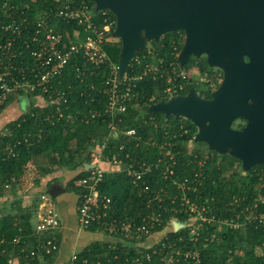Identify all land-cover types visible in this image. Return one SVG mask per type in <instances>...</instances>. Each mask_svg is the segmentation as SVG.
<instances>
[{"label": "trees", "instance_id": "trees-1", "mask_svg": "<svg viewBox=\"0 0 264 264\" xmlns=\"http://www.w3.org/2000/svg\"><path fill=\"white\" fill-rule=\"evenodd\" d=\"M82 2L94 9L91 0H71L73 5ZM57 6L56 0H0V25L12 21L18 23L19 19L26 17L31 27L42 14L50 10L53 13ZM108 14L115 19L111 12ZM93 17L94 23L101 24V13H93ZM48 23L61 33L77 28L74 23L58 18H50ZM2 35L0 28V40ZM30 35L31 30L23 31L16 37L14 45L26 53L23 40L29 39ZM183 38L181 30L167 32L158 41H149V47L137 51L129 61L123 83L131 86L132 95L126 111L113 119L121 134L110 139L103 150L108 158L115 156L138 166L143 161L155 162L164 151L161 144L171 140L173 146L170 150L175 159L169 165L172 174L164 176L162 165L153 166L135 185L125 172L107 171L98 185L99 196L110 198L108 221L133 220L139 225L143 219L150 221L155 215L148 231L151 237H159L157 240L149 239V243L144 236L129 241L114 232L112 234L119 237L118 242L94 241L78 252L71 264H136L137 258H142L143 264H164L162 258L172 248L181 251L175 255L176 260L172 264H194L193 257L185 258L183 255L193 251L198 253L199 264H264V220L244 224L246 216L264 212V163L254 165L245 176H239L233 168L236 163L241 167V162L228 154L208 150L205 157L200 150L188 151L187 143L193 141L197 131L189 119L165 118L161 112H147L149 105L167 100L163 90L168 86L166 71L170 73L172 69L168 63L177 61L176 54L181 50ZM120 48V41L103 45L109 61L114 64H118ZM189 62L203 81L185 80L184 89L175 96L186 95L190 88H194L200 97L211 98V92L222 78V71L209 68L204 56H191ZM75 63L79 70L72 65ZM146 64L155 69L149 70ZM108 72L106 65L92 68L78 57L71 60L63 72L58 85L60 93L58 97L53 95L56 102L51 103L48 94L41 95L45 104L37 100L39 92L11 95L0 110L19 96L26 95L31 102L27 110L5 124L4 135L0 133V198H13L9 212L0 210V264H9L14 255L22 260V264H40V258L51 260L54 257L55 253L47 255L41 251L39 255H30V251L40 245L39 242L43 243L45 236L41 235L42 240L34 234V213L21 208L18 190L27 180L28 170H34L32 183L38 185L56 168L65 167L72 171L79 168L66 183L67 191L77 194L79 201L82 190L75 185L76 181L87 175L85 164L90 161L92 148L109 132L107 123L110 119L105 112L107 96L102 91ZM90 110L101 114L86 122L83 116ZM129 129H134L135 135L122 133ZM174 134L176 136L171 137ZM7 147H11V153L5 151ZM228 170H231L229 174ZM199 173L201 177L195 181V175ZM185 179L190 187H195V190H188L186 196L198 207L204 206L208 217L229 219L242 225L226 226L224 232L218 233L217 228L221 224L206 223L201 227L197 240L190 241L189 226L194 222L186 213L179 212L181 191L172 184L173 180ZM57 181L53 178L48 184ZM144 187H147L145 191L142 190ZM174 221L181 224L176 231L172 227ZM89 228L104 231L95 223ZM16 238L18 241L14 242ZM146 253H150V260L144 258Z\"/></svg>", "mask_w": 264, "mask_h": 264}, {"label": "built area", "instance_id": "built-area-1", "mask_svg": "<svg viewBox=\"0 0 264 264\" xmlns=\"http://www.w3.org/2000/svg\"><path fill=\"white\" fill-rule=\"evenodd\" d=\"M56 2L58 3L57 9L53 13L50 10V12L42 14L40 19L33 23L31 27L26 17L19 19L18 23L12 21L8 24L0 25L1 30H3V39L0 40V110L11 95L18 96L20 94L39 92L40 98H37V100H41L45 104V100L41 95L48 94L51 103L56 102L57 98L54 99L53 95L55 94L58 97L60 93L58 85L63 77V72L73 59L81 57L83 62L92 68L106 65L109 72L103 83L104 87L102 91L107 96L105 112L110 119L107 123L109 132L102 138L100 143L92 148L90 161L85 164H93L94 166L92 168L88 166L87 175L79 178L75 184L82 190L77 206L79 226L82 229H87L95 223L101 225L108 233L116 232L129 241L140 239L143 236L149 239L151 234H149L148 230L152 227V223H154L155 215L151 216L150 221L143 219V223L139 225L133 220L118 222L116 219H113L111 222L108 221L106 217L108 216L107 210L110 208V198L99 196L98 185L103 174L107 171L125 172L135 185H138L142 177L150 172L153 166L157 168L162 165V168L164 167V176L172 174L169 165L175 162L174 154L170 150L173 142L165 140L161 144V149L164 148V151L160 153L155 162L148 163L143 161L138 166H135L131 161L125 163L115 156L108 158L103 154L107 142L110 139L118 138L119 134H121L116 129L113 119L117 114L126 111L127 103L132 95L131 86L124 85L123 83L126 76L124 75L120 79L118 64L109 61V57L103 49L105 43L120 41L118 37L113 35L115 19L113 20L108 14L110 11L95 12L94 9L92 10V8L83 2L79 5H73L71 0H56ZM93 13L102 14L101 24L93 22ZM50 18H58L67 23H74L77 28L72 29V31H64L63 33L58 32L48 23V19ZM30 30L31 35L29 39L23 40L25 53L24 49L18 48L14 44L17 36L21 35L23 31L29 32ZM82 32L84 35H82ZM76 33L77 38H75ZM148 47L149 44H147L146 48ZM179 52L176 54L177 61H169L168 63V67L172 69L170 73L166 71L168 86L163 90L167 99L175 97L178 92L184 89L185 80L189 79L195 83L203 81V77L198 75V71L192 70L187 72L178 65ZM72 65H74L76 70L80 69L77 63ZM146 67L149 70L155 69V67H151L149 64H146ZM100 114L99 111L90 110L88 115L83 116V119L87 122L100 116ZM2 131L0 133L4 135ZM122 133L131 136L135 135V130L129 129ZM175 136L174 134L171 137ZM93 142L96 143L94 140ZM5 151L11 153V147H7ZM200 175V173L195 175V181L201 177ZM172 184L181 191L179 212L186 213L194 222L189 226L190 241L194 242L197 240L201 227L206 223L215 225L218 223L229 227L242 225L229 219L216 220L214 216L208 217L204 206L198 207L186 196L188 190H195V187H190L186 179L183 181L173 180ZM146 188L144 187L142 190L145 191ZM51 198L47 193H41L40 195L39 212L34 226V234L40 238L41 235H44L45 239L43 243L39 242L40 245H38L42 249L37 247L31 250V256L39 255V251L47 255L58 251L59 246L55 230L61 227V222L59 213L52 204ZM173 202L171 200V203ZM263 220L264 212H259L255 216H246L244 224L246 222L261 223ZM213 236L214 234L211 236V239ZM13 241L17 242L18 239L16 238ZM162 246L165 247V245ZM152 251L156 253L155 249ZM180 253L181 251L177 248H172L170 252H166L162 261L164 264H172L176 260L175 255ZM183 255L185 258L189 256L193 257L194 264H199L197 252H184ZM150 256V253H146L144 258L150 260ZM73 259H75V255L72 256L69 264H71ZM142 260V258H137L136 264H143Z\"/></svg>", "mask_w": 264, "mask_h": 264}, {"label": "water", "instance_id": "water-1", "mask_svg": "<svg viewBox=\"0 0 264 264\" xmlns=\"http://www.w3.org/2000/svg\"><path fill=\"white\" fill-rule=\"evenodd\" d=\"M91 1L95 12L107 10L115 17L120 79L137 51L178 30L185 37L180 67L191 56H204L209 67L222 71L210 99L190 88L186 95L149 105L147 112L189 119L197 129L193 141L240 160L246 172L264 163V0ZM237 118L245 121L241 129L231 127ZM88 166L94 165H85V170ZM65 191L53 186L49 195L56 198ZM172 227L176 231L181 224L174 221Z\"/></svg>", "mask_w": 264, "mask_h": 264}, {"label": "crops", "instance_id": "crops-1", "mask_svg": "<svg viewBox=\"0 0 264 264\" xmlns=\"http://www.w3.org/2000/svg\"><path fill=\"white\" fill-rule=\"evenodd\" d=\"M23 100L25 103L23 110H26L28 109L27 105L30 101L26 95L23 96ZM13 102H16L14 107L5 110L8 107L7 105L2 111H0V132L4 128L5 124L23 113L21 112L22 110H20L21 107L19 99L13 100L10 104H12ZM55 171L56 170H54L51 174L44 176V178L40 180V183L38 185L31 183L29 190L30 192L24 193V196L22 195V198H33L32 194L36 192L40 193L39 196L41 195V193L48 194L50 188H52L53 186H60L66 189L61 181L53 182L50 185L48 184L53 178L56 177L55 175H53ZM66 192L67 189L65 192L61 193L52 200L54 207L59 213L61 222V227L55 230V236L58 239V251L53 255L54 257L51 258V260H43L40 258V264H69L73 255H76L78 252L83 250L94 241H105L107 243H116L119 241V237L117 235L108 233L105 230L101 231L93 230L90 228H80L77 216L78 195L73 192H68L66 194ZM18 196L20 197V190H18ZM0 201H3V205H0V210L3 211L4 208V213L9 212L12 208L13 198L11 196H5L0 198ZM39 204V198L31 199L30 203L27 204H25L24 201L21 200L20 204L21 208L33 211L34 215L32 217V222L34 223V225L37 221ZM149 239L153 240L152 237H150ZM149 239L147 240L148 243ZM9 264H22V260L14 255ZM24 264H26V262H24Z\"/></svg>", "mask_w": 264, "mask_h": 264}, {"label": "rangeland", "instance_id": "rangeland-1", "mask_svg": "<svg viewBox=\"0 0 264 264\" xmlns=\"http://www.w3.org/2000/svg\"><path fill=\"white\" fill-rule=\"evenodd\" d=\"M78 36H77V33L75 34V38H77ZM210 68V67H209ZM182 69L183 70H188V69H194V66L193 65H190V62L189 63H186L185 65H183L182 66ZM193 71H196V70H193ZM194 73V72H193ZM198 90V92H200V89H197ZM199 95V94H198ZM24 96V95H23ZM23 96H20L18 99H19V101H20V110H22L21 112H24L25 110H23V107H24V100H23ZM15 104H16V102H13L12 104H9L8 105V107L5 109V110H8V109H10V108H12V107H14L15 106ZM165 117V116H164ZM240 119L241 118H237L236 120H234L233 122H232V127L233 128H236V126L240 123ZM187 149H188V151H195V150H200V152H202V155L203 156H207L208 155V147H207V145H206V143H204V142H195V141H191V142H189V143H187ZM79 169V168H78ZM78 169H76L75 171H72V170H68L67 168H65V167H62V168H56V171L54 172V174L53 175H55L56 177H55V179H57L58 181H61V183H63V186L64 187H66V182L78 171ZM234 170H236V172H238V174H239V176H245L246 175V171H244L243 169H242V167H239V165L236 163V164H234V168H233ZM32 172H34V170L32 171ZM30 170H28V173H27V176H26V178H27V180L23 183L24 185H23V187L20 189V199L21 200H23L24 201V203L25 204H27V203H30V200L31 199H35V198H39L40 199V196H39V194L40 193H38V192H36V193H34V194H32L33 196V198H22V195L24 196V193H26V192H30L29 190H30V186H31V183H32V181H33V178H34V175H33V173H32ZM231 172V170H228V172H227V174H229ZM36 174V173H35ZM68 193V191L66 192V194ZM49 195V194H48ZM64 195H65V193H64ZM2 200V199H1ZM51 200H53V198H51ZM53 204V203H52ZM0 205H3V201H0ZM3 210H4V208H3ZM224 227H226V225H223V224H221V227H218L217 228V231H218V233H222V232H224V230H225V228ZM162 235V234H161ZM159 237V236H158ZM158 237H152V239L153 240H157L158 239Z\"/></svg>", "mask_w": 264, "mask_h": 264}, {"label": "flooded vegetation", "instance_id": "flooded-vegetation-1", "mask_svg": "<svg viewBox=\"0 0 264 264\" xmlns=\"http://www.w3.org/2000/svg\"><path fill=\"white\" fill-rule=\"evenodd\" d=\"M185 38V37H184ZM184 38H183V40H184ZM149 43V42H148ZM147 43V44H148ZM206 99H210V98H206ZM244 124H245V121L243 120V119H240V123L238 124V126H236V128H234V129H241L243 126H244ZM232 127V126H231ZM233 128V127H232Z\"/></svg>", "mask_w": 264, "mask_h": 264}]
</instances>
